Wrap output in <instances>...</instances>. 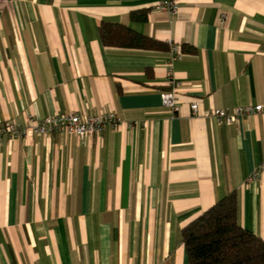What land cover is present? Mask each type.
Masks as SVG:
<instances>
[{
  "label": "crops",
  "instance_id": "0c3cea01",
  "mask_svg": "<svg viewBox=\"0 0 264 264\" xmlns=\"http://www.w3.org/2000/svg\"><path fill=\"white\" fill-rule=\"evenodd\" d=\"M176 2L170 15L158 0H0V126L117 119L100 136L4 139L0 264H189L182 229L231 193L238 224L264 239V171L250 180L264 113L201 116L264 106V0ZM103 22L181 48L179 113L160 98L169 49L105 46Z\"/></svg>",
  "mask_w": 264,
  "mask_h": 264
},
{
  "label": "trees",
  "instance_id": "16d2710c",
  "mask_svg": "<svg viewBox=\"0 0 264 264\" xmlns=\"http://www.w3.org/2000/svg\"><path fill=\"white\" fill-rule=\"evenodd\" d=\"M132 18L139 17L132 14ZM98 30L105 46L149 51H166L170 47L118 23L103 22ZM181 239L189 264H264V239L238 224L234 193L188 223L181 231Z\"/></svg>",
  "mask_w": 264,
  "mask_h": 264
},
{
  "label": "built area",
  "instance_id": "2783aa9c",
  "mask_svg": "<svg viewBox=\"0 0 264 264\" xmlns=\"http://www.w3.org/2000/svg\"><path fill=\"white\" fill-rule=\"evenodd\" d=\"M157 7L160 11L167 12L170 15L177 14L176 0H158ZM181 57V48L177 45H170L169 60L167 63V82L172 88L170 91L162 92L160 98L162 106L169 109L173 115L179 113L180 108L177 105V83L172 75V65L175 61L180 60ZM190 111L192 117L199 116V104L197 102L191 103ZM260 113H264V106L247 105L236 107L231 111L205 110L201 116L208 120H214L218 124L224 123L226 125H232L239 119ZM116 123L117 119L112 112L91 116H81L78 114L55 115L41 121H34L31 118H27L23 124L10 123L0 126V144L4 139L8 138L25 139L33 135L47 136L54 133H64L80 139L100 136L107 126L114 127ZM262 171H264V163L251 176L250 180L257 178Z\"/></svg>",
  "mask_w": 264,
  "mask_h": 264
}]
</instances>
